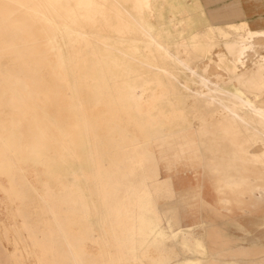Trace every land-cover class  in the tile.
<instances>
[{
    "label": "crops",
    "instance_id": "obj_1",
    "mask_svg": "<svg viewBox=\"0 0 264 264\" xmlns=\"http://www.w3.org/2000/svg\"><path fill=\"white\" fill-rule=\"evenodd\" d=\"M171 3L179 5L186 13L181 15L186 23L181 22L177 27L168 23L159 33L154 31L155 39L165 43L171 52L180 47L182 52L184 49L200 52L199 42L203 39L213 59L234 61L237 45L221 42L237 37V19L234 16L213 20L210 16L213 10L230 4L231 0H176ZM122 26L121 29L101 28L102 35L109 39L108 47L96 45L93 51L73 47L74 52L67 56L70 63H77L75 67H68L70 96H66L65 103H60L53 112L37 105L38 116L42 119L32 126L31 136L23 126L20 130L7 128L6 133L14 134L10 137L14 136L18 142L0 153V181L5 186L4 192L0 190V264L72 260L67 252L48 258L39 250L27 252L28 229L37 237L49 229L53 239L62 243L83 239L85 252L76 255L85 264H110L112 261H116L115 264H264V253L251 258L245 256L250 246L239 244L235 247L239 256L231 253L233 248L210 250L206 238L213 232L207 231L212 226L207 220L182 224L187 218L184 208L189 200L197 198L202 209L220 213L230 212L233 204L253 206L264 202V193L219 189L214 174L205 171L201 162L189 157L178 159V145L170 150L164 148L156 126L142 119L156 116L155 97L140 93L142 86L147 88V81L150 88V81L155 79V70L152 73L143 62L147 53L149 61L151 58L156 61V46L147 47L139 30L126 23ZM184 43L186 48L182 46ZM221 52L225 54L223 58L219 55ZM160 62L165 68H172L167 58L160 57ZM205 62L203 57L197 56L190 63L200 68ZM90 75L99 96L79 93V86L87 85ZM142 101L147 103L144 112L148 114L143 112ZM100 106L103 108L99 109ZM165 111H171L170 107ZM194 131L191 127L174 128L172 133L178 134L179 140L169 141L181 143L184 135ZM67 132L70 134L68 141L61 142V136ZM178 164L186 165L194 173L201 168L200 173L214 178L219 207L202 197L200 183L184 191L175 189L173 171ZM109 213L118 214L117 239L122 236L129 240L132 233L134 250L143 249V252L104 250V243L107 246L109 243L106 241ZM126 213L133 214L132 219L121 221L119 214ZM174 220L179 233L176 245H181L176 253L173 252ZM141 230H147L143 237ZM256 244L253 238L249 245ZM148 246L154 252L148 251ZM157 249L159 251H155ZM181 254L188 256L181 257Z\"/></svg>",
    "mask_w": 264,
    "mask_h": 264
},
{
    "label": "rangeland",
    "instance_id": "obj_2",
    "mask_svg": "<svg viewBox=\"0 0 264 264\" xmlns=\"http://www.w3.org/2000/svg\"><path fill=\"white\" fill-rule=\"evenodd\" d=\"M125 1V6L129 5L130 3V5L134 6L135 10L140 13H143L142 18L152 23L153 33L154 31H156V33H159L160 31H162V29L167 26L168 23L171 22L173 24V27L180 26L181 22L186 23V19L182 20L181 16L182 14L186 15V13H183L181 11L179 5L171 3L172 1L176 0ZM227 1L228 0H226V2ZM38 3L52 18V23H55L58 34L61 36V41L59 43V51L61 56L63 55L65 59V65L67 69L70 65H72V63H75L74 65H77L75 61L70 63V60L67 57L69 52H74V46L82 47L89 51H93L94 46L96 45H102L105 47L110 46L109 43H107L109 39L102 35L101 28H104L105 30H108L110 28L117 29L114 26L109 25L108 20L112 22H118V15L120 11L115 9L114 7L110 9L108 0H81L80 4L74 7L67 4L68 0H39ZM249 8L250 7L248 6H244V10H247ZM210 16L213 20H218L220 18H230V16H226V14L217 16L214 14H210ZM124 23L125 22L121 20L120 27H123L122 24ZM258 36L259 37L255 38V40L260 38V41H255V47L258 46L257 44L261 43L259 45L260 48L262 45H264V42H261L264 41V35ZM261 36H263V38H261ZM232 39H230L229 41H222L221 43L237 45L238 37L233 40ZM144 40H147L145 36ZM157 40L168 50V54L178 63V65L171 57H167V54H165L164 50L162 49L158 48V57L156 61H153V58H151L149 61L147 53L146 61L143 62V64L152 73L154 70L156 73L155 79H152L150 81V84L152 85L150 86V88H145V90H143V93H141V96L147 94L149 96H154L155 99H158L156 101V116L154 118H149L148 116L142 118L144 122H151L156 126L157 135L161 139L164 148L167 147L166 149L170 150L173 148V146L180 145L178 153H176L178 159H180V157H189L190 159H196L197 161L201 162L205 171L214 174L215 181L217 183V188L229 191L236 190V192L239 193L244 192V190H252V192L259 190L264 193V171H260L262 167L261 165H264V163L261 164L260 162H258V159H253L252 156L249 154L251 148L258 144L257 140L262 139V137L264 136V121H262L258 117H254L255 119L250 122L242 120L243 118H236L238 127L235 128L241 134L245 133V135H249L251 137L249 147H240L237 145L227 146L225 142H227L228 140H226L220 135H217L215 137L214 135L208 132L209 129L211 130V125L209 126V129L206 128L205 130L202 126H198L195 124V122H198V118L200 117L205 118L207 121H210V118L212 117L211 121H215L217 118H223L226 114L234 115L235 113H240L241 115H243V117H245L244 115H247L243 111H240L239 107L237 106L236 102L233 100L230 94L238 92L240 96H243L245 98H250L251 96L256 95V100H259L264 96V92L260 88L261 79L255 76V74L258 72V61H260L258 60V56L261 55L264 57V48H255L256 52L258 49L256 55L255 53L254 55L252 54L253 56L249 54V57L251 58L247 57L248 59L245 58L246 60L243 59V61L237 62L236 56L234 58V61L226 60L225 58L221 60L213 59V54L207 53V50L204 47L203 39H201L199 42L200 52H187L185 49L182 52L181 47L178 48L176 51L171 52L165 43L161 42L159 39ZM193 45H196V43H193ZM179 46H181V43L178 44V47ZM182 46L183 48H186L187 44L184 43L182 44ZM251 51L252 50L249 49V52ZM151 54H153V51H151ZM159 56L161 58H167V60L170 61L172 68H165L161 64ZM197 56L198 58L203 57L206 60L205 64L200 68L193 67V64L190 63L194 59V57ZM263 57H260V59ZM220 64L224 67H222ZM225 68L229 69V73ZM80 69L84 71L83 68ZM231 73L233 74L230 75ZM203 75L206 78L205 83L207 88H205V90H202L201 93H198L194 91V84H190L189 82L196 81ZM230 76H233V78H238L237 85L236 83H234V80L231 83L229 82V79L231 78ZM186 81H188L189 83V90H187L185 87L186 85L184 82ZM248 81H250L251 83H249V85L247 86H249L252 90H244V88H242V86L246 82L248 84ZM146 83H148V85L146 86H149V82L147 81ZM160 83L163 88H167L168 96H164L162 91L156 93V95L153 94V91ZM82 85V87H79V93L81 96H96L93 90L92 94L90 93V95L86 93L87 90H91V88L95 87L92 75H90V80L88 81L87 85ZM191 88L193 89L191 90ZM175 96L183 97L176 98ZM168 99L170 100L168 101ZM142 104L144 112V108H146L147 103L145 101H142ZM167 106L170 107L171 111H165V108ZM182 107L186 109L180 110V108ZM102 108L103 107L100 106L99 109ZM144 113L148 114V112ZM175 114H183L184 116L179 117ZM232 118L235 119L234 116ZM16 122V120H13L8 124L3 125V127H0V153L3 152L7 146L9 147L12 144L18 142V139L15 140L14 136L11 139L10 136L14 134L6 133L7 128L8 130H15L18 127L19 123ZM227 124L233 125L234 123L227 121ZM189 127L194 128L195 134H186L182 138V143H173L174 141L177 142L179 140L178 134L175 133L174 136V133H172L173 129L180 128L181 130H183ZM212 128L216 129L217 134L225 133L224 129L221 128V125ZM16 130L19 129L17 128ZM7 135L9 137L8 139L6 138ZM69 135V132L62 135L60 141H68ZM187 135H189L190 137H188ZM169 140H172L173 142ZM192 142L193 144H191ZM62 144L67 145V143ZM173 172H175L173 173L174 187L177 191H184L185 189L189 188V186H195L197 183H200L202 197L206 201L212 203L214 206L219 207V204L217 202L218 195L215 190L213 177L200 173L201 168H197V172L194 173L193 170L189 169L186 165L183 164H178L176 171ZM250 172L252 173L250 174ZM164 174L165 173L163 170L162 175ZM0 190L2 192L5 191V186L1 181ZM184 209L186 212L184 216H187V218L182 222V224H189L192 221H199L200 219L207 220L212 224V226L207 228V231L209 233H213H211V237L206 238V246L210 250L215 251L222 250L223 248H233L231 253H235L237 254L236 256H239L237 250H235L234 248L241 244L250 246V248H247L246 250L248 254L245 256L247 258L263 255L264 202L256 203L253 206L247 205V203L242 204L240 206L233 204L231 206L230 212L222 211L220 213H217V211L211 210L209 208L202 209V207L199 205V200L195 198L189 200L188 205ZM132 217L133 214H119V219L121 221L123 219L127 221L128 219H132ZM108 220L109 228L106 241H108L110 244L108 243L107 246L106 242L104 243V250L106 252H143V249L139 250L137 248V250H134L132 233L130 234L129 240L127 239V237L123 238L122 236L121 238L117 239V213H109ZM236 222L241 224L245 231L242 228H239ZM173 225V252L176 253L177 248L181 247V245H176L179 233L175 230V220L173 222ZM31 230H26L28 232L27 241L25 242V244L28 245L27 252L31 254L39 250L45 253V258L53 256L55 253L67 252L71 254L69 257L72 258L71 261L45 260L44 262H35L36 264H85V261L80 260L79 258L81 257L79 255H76L78 253L85 252V244L83 239L73 241V243L69 242L68 240H65L64 243H62L58 239H53V236L51 235V230L49 229H47L46 233L42 234L40 237L33 235ZM130 231L132 232V230ZM146 231L147 230H141V237L145 236L144 234L146 233ZM197 231L202 230L197 229ZM215 231H218L217 234H214ZM236 238L243 239L237 240ZM253 238L257 240L258 245H249ZM262 244L263 246H261ZM147 249L148 251L154 252V249L152 247L148 246ZM155 251L159 250L157 249ZM223 254H227V252H223ZM180 256L184 257L188 256V254H181ZM223 256L229 257V255ZM109 263L115 264L116 261H112Z\"/></svg>",
    "mask_w": 264,
    "mask_h": 264
},
{
    "label": "bare ground",
    "instance_id": "obj_3",
    "mask_svg": "<svg viewBox=\"0 0 264 264\" xmlns=\"http://www.w3.org/2000/svg\"><path fill=\"white\" fill-rule=\"evenodd\" d=\"M38 1L39 0H0V127L16 120L19 123L17 128L20 130L23 126L24 130L27 131L28 136H31L32 126L36 125L39 119H42V117L38 116V104L53 112L54 109L59 108L60 103H65L66 96H70V93L68 92L70 89L68 79L69 72L65 65V59L63 55L61 56L59 51L61 36L58 34L55 23H52V18L45 12V9L38 3ZM208 1L217 2L224 0ZM80 2L81 0H68L67 4L74 7L78 6ZM108 2L110 9L114 7L120 11L118 15L119 21L112 22L108 20L109 25L121 29L120 22L123 20L130 27L138 29L140 33L146 37L147 40L144 41L147 47L149 45H155L157 51L158 48L162 49L165 54H167V57H171L168 54V50L154 38L152 32L153 25L151 22L142 18L143 13L135 10L134 6L130 5V3L125 6V0H108ZM244 6L250 8L244 10ZM212 13L216 16L226 14V16L229 15L231 18L235 16L237 19L238 23L235 26L238 37V44L235 53L237 62H241L245 58H251L249 57V54L254 55L255 53L256 55L258 49L264 48V45L259 48L261 43L257 44L258 46L255 47V41L260 39L255 40V38H258V35H264V0H231L230 4L227 3L224 6L216 8ZM220 19L223 20L226 18ZM261 38H263V36H261ZM255 48H258L257 52ZM249 49L252 50L251 52H255L251 53L249 52ZM214 55L218 56L217 53ZM219 55L223 58L225 54L221 52ZM258 57L257 59L260 61H258V72L255 76L261 79L260 88L264 92V57L261 55ZM260 57L263 58L260 59ZM175 63L178 65L176 61ZM74 64L75 63H72L75 67L76 65ZM226 70L229 73V69ZM232 74L233 73L230 75ZM230 77L229 82L231 83L234 80V83L237 85L238 78H233V76ZM205 81L206 78L203 75L198 80L189 83L194 84V91L201 93L202 90L207 88ZM184 83L186 89L189 90L188 81ZM249 83L251 82L248 81V84L246 82L242 88H244V90H252L247 86ZM82 86L83 85L81 84L79 87ZM192 89L193 88H191V90ZM92 90L95 92L96 96H99L96 86L91 88V90H87L86 93L90 95V93L92 94ZM141 90L140 93H143L145 88L142 86ZM160 91L163 92L164 96H168L167 88H163L161 83L157 85L153 94L156 95V93H159ZM230 95L236 102L240 111L247 114L244 115L246 118L240 113H235L234 115L227 114L224 116L225 118L220 117L215 121H207L205 118L200 117L195 124L202 126L205 130L206 128L209 129L210 125L212 127H218V125H221V128L224 129L225 133L217 134L216 129L212 127L208 132L215 137L220 135L228 140L225 142L227 146L237 145L240 147H249L251 137L245 135V133L241 134L235 128L238 127L236 118H243L242 120L250 122L255 119L254 117H258L264 121V96L261 99L256 100V95H250V98L240 96L238 92ZM169 100L170 99H168V101ZM181 109L185 110L186 108L182 107L180 110ZM233 116L235 119L232 118ZM227 121L234 124L228 125ZM189 135L187 136L190 137ZM257 143V145L251 148L249 154L253 159L256 158L258 159V162L263 164L264 136L262 139L257 140ZM191 144H193V142ZM176 157L178 158V156ZM261 166L260 171H264V165ZM251 173L252 172H250V174Z\"/></svg>",
    "mask_w": 264,
    "mask_h": 264
}]
</instances>
